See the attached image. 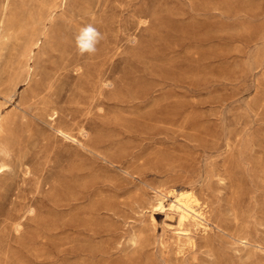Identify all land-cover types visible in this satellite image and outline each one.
Masks as SVG:
<instances>
[{"label":"rangeland","instance_id":"obj_1","mask_svg":"<svg viewBox=\"0 0 264 264\" xmlns=\"http://www.w3.org/2000/svg\"><path fill=\"white\" fill-rule=\"evenodd\" d=\"M0 128V264H264V0H0Z\"/></svg>","mask_w":264,"mask_h":264},{"label":"bare ground","instance_id":"obj_2","mask_svg":"<svg viewBox=\"0 0 264 264\" xmlns=\"http://www.w3.org/2000/svg\"><path fill=\"white\" fill-rule=\"evenodd\" d=\"M33 44H38V41L33 42ZM56 132L65 137H70L69 133L60 127L56 128ZM4 166L5 165L3 164L0 165V169L1 168L3 169ZM153 207L161 208V209L165 207L164 198L162 196H158L155 199ZM168 208L177 215L178 218L177 232L176 231L175 232L177 233L178 237L180 238L185 237L187 239H191V236L189 234L190 230L188 231V229L185 227L186 223L189 221H192L195 225L203 229L208 228L207 225L208 218L206 216L204 208L202 204L199 202L198 198L195 197L191 191L173 190V198L170 199V201L168 202Z\"/></svg>","mask_w":264,"mask_h":264},{"label":"clouds","instance_id":"obj_3","mask_svg":"<svg viewBox=\"0 0 264 264\" xmlns=\"http://www.w3.org/2000/svg\"><path fill=\"white\" fill-rule=\"evenodd\" d=\"M103 39V34L92 24L82 26L79 29L78 34L75 36L76 49L81 56H84L85 54L93 56L97 53V46ZM128 42L131 45H135L137 39L135 36H131L129 37Z\"/></svg>","mask_w":264,"mask_h":264}]
</instances>
